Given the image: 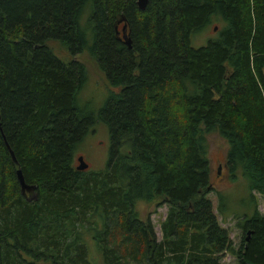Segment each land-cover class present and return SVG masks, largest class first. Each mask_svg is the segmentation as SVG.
Masks as SVG:
<instances>
[{"label":"trees","instance_id":"obj_1","mask_svg":"<svg viewBox=\"0 0 264 264\" xmlns=\"http://www.w3.org/2000/svg\"><path fill=\"white\" fill-rule=\"evenodd\" d=\"M214 19L215 39L193 47ZM50 41L85 51L117 89L96 115L77 107L83 65L61 62ZM96 121L105 166L77 172ZM211 134L252 199L238 250L205 198ZM252 193L264 200V0H147L142 11L135 0H0V264H219L224 253L264 264ZM156 200L167 206L159 241L133 210Z\"/></svg>","mask_w":264,"mask_h":264},{"label":"rangeland","instance_id":"obj_2","mask_svg":"<svg viewBox=\"0 0 264 264\" xmlns=\"http://www.w3.org/2000/svg\"><path fill=\"white\" fill-rule=\"evenodd\" d=\"M220 22L216 19L203 31V29L190 38L193 47H199L206 43L209 39H215L216 32L220 27ZM223 25V24H222ZM212 27H216L212 31ZM212 36V37H211ZM50 52L63 63L76 60L81 63L85 69V82L78 94L77 107L82 112H89L96 115L102 107L109 92H116V88H112L106 82L103 74L98 70L94 61L86 54L85 51L71 57L66 49L59 43L50 41L45 43ZM208 161L210 165V181L212 191L207 192L205 198L211 203V209L216 216L218 224L223 228L231 242L232 248L238 250L241 244L242 231L238 228L237 222L241 217H250L253 212V204L250 195L247 192L246 182L240 176V171H235L231 176L225 166V154L227 150L226 143L216 134L206 136ZM109 149V138L106 127L96 121L93 126L88 129L82 141L77 144L74 153L73 163L76 165L75 158L81 155L88 164L87 171H99L105 166L107 153ZM219 167V172L217 168ZM86 172V171H85ZM222 198L218 201L217 194ZM32 196V194L30 195ZM256 210L259 214L264 215V200L256 193H252ZM155 202L137 201L133 210L141 221L148 219L152 225L153 232L157 241L160 240L159 224L164 219L167 206ZM158 204V205H157ZM222 213L220 215L217 213ZM222 217L225 218L222 221ZM233 217H236L235 219ZM91 258L96 257L95 250L88 242ZM219 264H237L234 256L224 253L220 256Z\"/></svg>","mask_w":264,"mask_h":264},{"label":"water","instance_id":"obj_3","mask_svg":"<svg viewBox=\"0 0 264 264\" xmlns=\"http://www.w3.org/2000/svg\"><path fill=\"white\" fill-rule=\"evenodd\" d=\"M146 3H147V0H135V5H136V7H137V9L139 11L144 10V8L146 6ZM120 22L121 21L117 22L116 26ZM116 26L114 28V30L116 32V35L117 36H120V39L123 41V43L128 48H130L129 39L127 38V35H126V26L123 24V26L120 28V31L119 32L116 30ZM214 30L215 29H213V31ZM75 162H76V165H75L74 169L77 172H83L88 167L87 163L84 161V159H83V157L81 155H79V156H77L75 158ZM217 172H219V167L217 168ZM15 175H16V180H17V183H18V186H19L20 191L21 192H23V191L28 192L29 191V187L26 184H24V181L22 179L21 173H20V171L18 169L15 171Z\"/></svg>","mask_w":264,"mask_h":264},{"label":"flooded vegetation","instance_id":"obj_4","mask_svg":"<svg viewBox=\"0 0 264 264\" xmlns=\"http://www.w3.org/2000/svg\"><path fill=\"white\" fill-rule=\"evenodd\" d=\"M88 165V164H87ZM88 168V167H87Z\"/></svg>","mask_w":264,"mask_h":264}]
</instances>
